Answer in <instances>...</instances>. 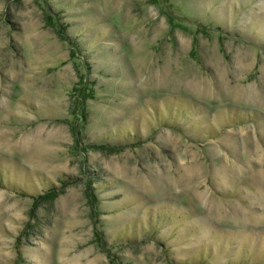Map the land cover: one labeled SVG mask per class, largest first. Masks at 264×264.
<instances>
[{"label": "rangeland", "instance_id": "rangeland-1", "mask_svg": "<svg viewBox=\"0 0 264 264\" xmlns=\"http://www.w3.org/2000/svg\"><path fill=\"white\" fill-rule=\"evenodd\" d=\"M0 264H264V0H0Z\"/></svg>", "mask_w": 264, "mask_h": 264}, {"label": "trees", "instance_id": "trees-1", "mask_svg": "<svg viewBox=\"0 0 264 264\" xmlns=\"http://www.w3.org/2000/svg\"><path fill=\"white\" fill-rule=\"evenodd\" d=\"M49 192H50V191H49ZM49 192H48V193H49ZM48 193H47V194H48ZM51 195H53V193H51Z\"/></svg>", "mask_w": 264, "mask_h": 264}]
</instances>
